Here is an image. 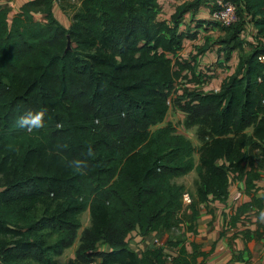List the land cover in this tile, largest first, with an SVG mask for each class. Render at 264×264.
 Masks as SVG:
<instances>
[{
    "label": "trees",
    "instance_id": "obj_1",
    "mask_svg": "<svg viewBox=\"0 0 264 264\" xmlns=\"http://www.w3.org/2000/svg\"><path fill=\"white\" fill-rule=\"evenodd\" d=\"M231 1L240 21L228 28L227 43L241 46L245 14L256 38H264V0ZM54 2L72 12L69 27L57 19ZM159 11V0H34L13 16L0 4V264H60L88 211L91 226L68 264H204L197 244L177 255L162 247L139 255L127 238L136 230L145 238L171 234L186 222L195 233L199 206L225 202L232 177L251 197L233 213L232 227L249 214L260 220L262 42L241 56L219 92L184 90L173 99L196 129L197 162L191 140L172 124L161 127L177 79L191 65L179 59L185 38L179 15L173 26L158 20ZM39 109H47L44 128L15 127L24 111ZM74 159L87 167L69 168ZM193 172L195 196L175 181ZM184 195L192 198L190 215Z\"/></svg>",
    "mask_w": 264,
    "mask_h": 264
},
{
    "label": "crops",
    "instance_id": "obj_2",
    "mask_svg": "<svg viewBox=\"0 0 264 264\" xmlns=\"http://www.w3.org/2000/svg\"><path fill=\"white\" fill-rule=\"evenodd\" d=\"M31 1L34 0H0V4L9 5L14 16ZM159 5L158 20L160 22H167L175 26L173 18L175 15H179L177 19L178 32L185 36L183 50L180 52L179 58L191 65V68L183 73H186L185 78L188 77L189 80H195L200 84L198 88L202 85L209 90L220 87L225 80L236 73L240 58L247 54V50L257 48L259 41L264 44V38H256V30L247 14L244 15V28L238 35L241 46L235 48L234 44L227 43L228 28H222L212 21L213 9L210 0H159ZM53 11L55 15L58 12L61 15L65 14L59 8L58 2H54ZM37 17L41 19L44 16L38 14L35 16L36 20ZM71 23L72 20L70 25ZM188 72L189 75H187ZM206 80L208 83L205 82ZM174 110H178V108ZM183 117L186 116L183 115ZM180 134L189 139L186 130ZM260 173L261 180L258 181V186L262 187V191H259L258 194L259 197H262L264 196V176L261 169ZM187 177L188 175L175 181L195 196V182L198 175L193 172L191 181ZM233 179L232 177L229 197L225 202L211 199L208 203L199 206V217L194 225L195 233L189 232L187 222L176 232L170 234L161 230L148 238L143 237L139 230H136L127 238L129 247L139 255H143L156 250L158 246L155 245V240H159L166 253L177 255L176 249L179 250L185 246L188 251H191V246L194 243L200 247L202 253L207 255L204 264H264V222L249 214L246 216L250 219L253 217L251 221L248 218L247 220L243 218V221L239 222L236 227L231 225L233 213L251 201V197L245 192V182L234 179L232 184ZM184 206L190 215L191 211L188 206ZM86 213L89 215L91 223L90 212ZM259 224L263 226V229L260 230L263 235L257 238L255 235L259 230ZM247 231L251 233L248 240L245 236ZM178 242L179 246L168 247L169 244ZM106 248V245H103L100 249L106 250ZM75 258L76 252L72 260ZM58 260L60 262V258Z\"/></svg>",
    "mask_w": 264,
    "mask_h": 264
},
{
    "label": "rangeland",
    "instance_id": "obj_3",
    "mask_svg": "<svg viewBox=\"0 0 264 264\" xmlns=\"http://www.w3.org/2000/svg\"><path fill=\"white\" fill-rule=\"evenodd\" d=\"M71 15H72V12H69V14H63V15H61L58 12L56 14V17H57L58 20H60V22L62 24H64L66 27H69L70 26V21H71V18H72ZM37 20L38 21H44L43 18L39 19V17H37ZM257 44H258V42H257ZM261 47H264L263 42L261 44ZM251 51L252 50H247V54L246 55H248ZM175 67H177V66H175ZM185 76H186L185 73H183L181 78L177 79V82H176V85H175V90L178 93V94H176L175 97H177V98H178L179 95L182 96V94H185L184 90L188 91L189 90L188 88H191L192 90H195V89H193L194 86L195 85H197V86L200 85L195 80H189L188 77L185 78ZM183 115L186 116V114L180 108L178 110H174V108H172L171 111H169V113L167 115V118H166L165 122L161 125V127L162 126H166L168 124H172L176 128L178 134H180V132H182L183 130H186L188 132V134H189V140H191V142L194 144V147L196 148L195 160L198 162L199 161V157H200L199 149H200L201 143L199 142L196 129L189 128L187 126V123H186L187 116L184 118ZM257 154H259V153H257ZM256 164H258V166L262 167L260 169H261V172L263 173V176H264V167H263L264 166V158L263 157L257 158L256 159ZM260 169H259V172H260ZM187 178H188V180L191 181V179L193 178V173L189 174ZM233 181H234V179L232 180V184H233ZM187 194H190V191H188ZM81 221H82V229H81V231L79 233V237H78L76 243L74 244V246L72 248L68 249L64 253V255L60 257V262H59L60 264H68L69 261H71L72 258H74L75 252L77 253L78 248L80 247L81 238H82L83 232L91 226L90 218H89V215L87 213L82 215Z\"/></svg>",
    "mask_w": 264,
    "mask_h": 264
},
{
    "label": "built area",
    "instance_id": "obj_4",
    "mask_svg": "<svg viewBox=\"0 0 264 264\" xmlns=\"http://www.w3.org/2000/svg\"><path fill=\"white\" fill-rule=\"evenodd\" d=\"M211 5H212V21L216 24H218L220 27L222 28H230L232 26H234L235 24H237L240 21V17H239V13H238V7L235 3H233L231 0H210ZM174 59V58H173ZM259 60L262 64H264V53L260 55ZM178 68L175 67V71H177ZM186 74V73H185ZM190 73L188 72L187 75H189ZM192 78V77H191ZM206 83H208V81H205ZM222 86V85H221ZM220 87H216L213 89H208L205 86L202 85V87H195V90H189V92H200V93H210V92H219ZM184 95V94H182ZM176 94L174 92V95H172L168 102L167 105L169 107V111H171L172 108H176L174 106V100H176L177 97H175ZM186 101H189V99H187ZM183 203L184 205H190L192 203V198L190 197V195H184L183 196ZM155 245L158 246L159 248H161V242L159 240H155ZM107 247V246H106ZM103 252H107L108 248H106V250H101ZM171 260V257H169V261ZM100 260H95L93 261L91 264H100Z\"/></svg>",
    "mask_w": 264,
    "mask_h": 264
},
{
    "label": "clouds",
    "instance_id": "obj_5",
    "mask_svg": "<svg viewBox=\"0 0 264 264\" xmlns=\"http://www.w3.org/2000/svg\"><path fill=\"white\" fill-rule=\"evenodd\" d=\"M46 113L47 109L24 111L16 119L15 127L19 130H24L29 133L40 130L45 126ZM88 155H92L91 149H89ZM67 166L71 169L82 172L87 167V164L84 160L74 159L68 162ZM259 219L264 222V211L260 212Z\"/></svg>",
    "mask_w": 264,
    "mask_h": 264
}]
</instances>
